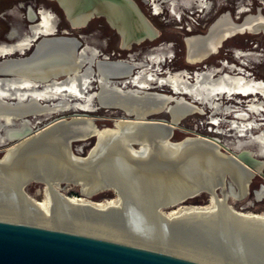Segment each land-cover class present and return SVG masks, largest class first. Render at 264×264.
I'll list each match as a JSON object with an SVG mask.
<instances>
[{
	"label": "bare ground",
	"instance_id": "1",
	"mask_svg": "<svg viewBox=\"0 0 264 264\" xmlns=\"http://www.w3.org/2000/svg\"><path fill=\"white\" fill-rule=\"evenodd\" d=\"M147 1L152 3L157 15L163 10L162 4L169 2L172 11L176 4V0ZM181 1L189 8L193 5L201 10L209 7L208 0ZM242 10L240 8L239 12ZM28 18H34L30 10ZM71 27L78 28L79 24L72 22ZM56 29V18L43 9L39 22L22 33L14 29L9 42H0V146L13 143L0 158V220L49 228H52L48 225L50 222L57 221L85 224L86 219H91L89 225L94 226L95 223L122 225L129 222L132 229L149 225L179 240L203 234H228L233 240L241 238L239 244L246 252L264 254V213L236 212L227 204L229 197L237 201L247 197L253 175L264 169V163L251 160L248 152L242 155L247 163L219 153L213 148H220L215 139L186 137L180 142L169 139L171 129L175 130L183 119L203 112L198 104L209 107L214 113L232 111V106H223L220 102L224 96L251 95L246 108L236 113L240 121L231 122V127L239 134L256 128L258 123L247 120L249 114L264 112V83L227 63L223 64L227 73L212 68L191 76L186 70L162 74L161 64L170 57L169 46L152 49L142 62L132 58L111 62L88 46H80L75 55L71 39H45L28 59L14 57L28 50L37 37L36 42L55 35ZM244 34L264 36V14L260 9L240 22L226 12L210 25L205 35L186 37V60L199 64L217 54L224 41ZM56 42L59 43L56 48L48 47L49 43ZM235 55H254L256 59L258 56L239 50ZM94 82L98 90L92 92ZM162 87L168 88L171 94L148 91ZM183 96L192 101H186ZM96 105L121 109L125 118L141 117L119 119L112 128H98L93 119L75 113L67 129L55 134L50 131L58 122L67 123L61 118L33 132L35 123L43 118L67 112L90 113L97 109ZM155 114H166L169 119ZM213 121L217 123V119ZM91 138L96 140L88 155L77 156L73 143ZM251 141L259 142L264 149V131ZM195 145L199 148H192ZM228 157L238 159L247 170L238 171L228 164ZM179 159L181 162L176 168L161 167L163 161L178 162ZM31 183L43 185V201L27 193L26 188ZM70 185L79 187L81 197L61 193ZM106 190H112L116 199L102 203L87 199ZM201 193L209 196L208 205L180 206ZM255 196L257 200L264 198V187ZM170 207L176 209L162 211ZM220 211L226 214L225 219L216 216ZM118 242L140 246L129 241ZM154 250L178 255L163 249Z\"/></svg>",
	"mask_w": 264,
	"mask_h": 264
},
{
	"label": "rangeland",
	"instance_id": "2",
	"mask_svg": "<svg viewBox=\"0 0 264 264\" xmlns=\"http://www.w3.org/2000/svg\"><path fill=\"white\" fill-rule=\"evenodd\" d=\"M133 1L157 30V34L152 40H146L139 44H133L128 49H122L120 37L114 30L109 28L101 18L91 19L85 26H82V28H72L70 26L67 29V34H65V36L77 38L82 43V47H93L99 51L101 57L106 56L112 61L132 58L135 62H142L148 56V52L152 49L159 48L160 46H169L170 57L165 59L163 64H161L162 74L166 71L175 73L186 70L191 76L194 72L206 71L212 68L221 70L219 72L227 73L228 69L223 67V64L227 63L229 66L233 65L242 68L248 77H252L256 81H262L264 83L263 35L244 34L227 39L217 54L211 55L199 64H190L187 62L186 48L183 41L186 37L205 35L210 25L220 15L226 12L230 13L236 22H240L248 14H256L258 9L264 14V0H208L209 7L204 10L196 8L195 5H193L192 8H189L188 6L186 7L181 0H176L173 11L171 10L170 3L167 2L166 4H162L163 10L158 15L154 14L151 2L149 3L147 0ZM162 1L165 0H157L159 3ZM29 2L30 1L27 3L23 0L1 1L0 4H6L7 8L12 10L10 15L4 16L5 21L2 20L4 21V25L9 27L19 24L22 19L21 16L23 10L14 9V6L23 4L27 5ZM240 8H243V10L239 12ZM5 35L0 37L2 42H7L5 40ZM78 35L81 38H78ZM237 50L242 52L249 51L259 55L257 56V59L254 55L244 57L237 56L235 55V51ZM259 57L260 64L258 63ZM242 62L245 66L241 65ZM97 88V84L94 82L90 91L95 92L98 90ZM148 91L168 95L171 94L170 90L166 87L149 89ZM183 97L186 101H192L188 96ZM250 98H252L251 95H236L233 96V98H226L225 96L221 97L219 100L223 106H232V111L227 113H214L209 107L198 104L203 112L192 114L183 119L179 126L174 130L170 141L180 142L186 137L211 138L219 142L220 150L225 155L237 156L243 152H248L253 160L264 163L263 145L259 142L251 141V138L258 136L264 131V112L259 114H249L247 121H255L259 124V126L252 130L239 134L231 127V122L240 121L236 118V113H241V110L246 108L247 101ZM257 100L261 101V98L257 96ZM95 104L96 103H94V105ZM96 108L95 111L90 113L67 112L43 118V121L40 123H35L33 132L43 129L56 119L62 118L64 120H70L75 113L83 114L88 118L93 119L98 128H112L117 120L123 119L124 114L119 110L103 109L98 107V105H96ZM157 117L164 120L169 119L166 114H160L157 115ZM214 119H217V123L215 124L213 121ZM95 140V138H91L83 142L73 143V149L77 150L75 151V154L80 157H86L94 145ZM12 144L13 143H9L8 145L0 147V158L3 156L6 148ZM135 148L139 147L135 146ZM261 185H264V169L261 172L254 173V177L249 185L248 195L244 200L237 201L229 197L227 204L236 212H250L253 214L264 213V198L257 200L255 196V193L260 190ZM26 191L33 199L37 201L44 200L42 184L31 183L27 186ZM61 193L68 197H81L79 187L77 186L70 185L67 187L66 191L63 190ZM87 199L92 202L102 203L107 200L116 199V195L112 190H106ZM208 204L209 196L205 193H201L198 196L181 203L180 206H206ZM176 207L164 208L162 211L169 212L175 210ZM216 216L225 219L224 217H226V214L223 211H220ZM91 221V219H86L85 224L57 221L50 222L48 225H51L53 229L59 227V230L65 229L64 231L68 230L75 233H87L84 235L94 234L96 236L110 237L118 241H129L136 245L148 246L149 248H152L151 250L163 249L167 252L176 253L179 256L183 255L195 260L199 259L213 264H264V254H252L250 251L246 252L243 249L244 247L239 244L241 238L233 240L228 234L222 236L219 234H203L196 238L190 237L185 240H179L175 239L176 237H172V235L168 234L166 231L161 229L159 231L157 229L155 230V228L149 225L146 226L142 224L140 227H138V225L134 227L136 229H132L129 227V222L122 225L95 223L94 226L92 224L89 225Z\"/></svg>",
	"mask_w": 264,
	"mask_h": 264
},
{
	"label": "water",
	"instance_id": "3",
	"mask_svg": "<svg viewBox=\"0 0 264 264\" xmlns=\"http://www.w3.org/2000/svg\"><path fill=\"white\" fill-rule=\"evenodd\" d=\"M47 1L53 2L57 5L70 26L72 22H76L79 24V27H82L85 26L93 18L103 19L104 22L109 26V28L114 30L115 33L120 37L121 47L123 46L130 48L133 44H139L146 40H152L155 37V34H157L155 27L143 15V13L140 11L133 0ZM45 39H71L75 55L76 51L81 46V42L77 38L68 37L65 35H51L48 37L39 38V40L34 44L30 54L26 57H18V59H28L34 53L36 46ZM57 43L58 42L49 43L48 47H50V49L56 48L59 44ZM40 57L43 58L44 55H41ZM110 61L117 62L119 60ZM172 93L174 94V92ZM155 94L163 95L157 92H155ZM176 96L177 95L175 94L173 98H176ZM150 103L152 104V102ZM111 109L117 110V108ZM155 116L157 115L155 114ZM140 117L141 116H132L125 118L123 116V119H133ZM72 121L73 119L71 118L70 120H67V123L64 125L58 122L49 129L53 134H55L65 128L67 129L68 125H70ZM172 130L174 129H171L169 139L173 135ZM192 148L199 147L195 145V147ZM213 148L217 152L222 153L219 147L213 146ZM188 150H190V148ZM243 154H245V152L234 157H238L241 159V161H245L247 163V158L243 157ZM218 159L223 160V158L219 156ZM250 159L253 160L251 157ZM227 161L228 164L234 165L240 172L247 170L246 167L240 164V161L236 158L232 157L227 159ZM179 162H181L180 159L178 162H176L175 160H166L163 161L161 167L170 169L174 167L176 168ZM81 194L82 193L80 192V195ZM0 264L204 263L160 251H155L80 233L0 220Z\"/></svg>",
	"mask_w": 264,
	"mask_h": 264
},
{
	"label": "flooded vegetation",
	"instance_id": "4",
	"mask_svg": "<svg viewBox=\"0 0 264 264\" xmlns=\"http://www.w3.org/2000/svg\"><path fill=\"white\" fill-rule=\"evenodd\" d=\"M1 1H4V0H0V2ZM10 1H12V0H10ZM23 1H25L27 3H28V1H30V2L27 5L23 4V5L14 6V9H22L23 10V14L21 16V18H22L21 22L19 24H16L15 26L7 25L9 27H6V25H4V21H5L4 16L10 15L12 10L7 8L6 4L5 5H3V3L0 4V37L2 35H5V33H6L5 40L7 42H9L10 41L9 35L11 34V32L14 29H15L16 33L17 32H21L22 33L24 31H27L30 25L39 22V20H40V11L43 10V9L51 12L54 15V17L56 18V28L57 29H56L55 35H65V34H67V29L70 27V25H69V23L67 22V20L63 16L62 12L60 11V9L57 7V5L55 3L47 1V0H23ZM29 10L32 12V14L34 16V18L32 20H30L28 18V11ZM2 20H4V21H2ZM80 28H82V27H80ZM78 38H81V37L78 35ZM37 39H38V37H37ZM37 39H35V40H37ZM35 40H34L33 44L28 48V50H26L22 54L14 55V57L18 58V57H26V56H28L30 54V52L32 51V49H33V46H34V44L36 42ZM226 41H224V43ZM0 42H2V41L0 40ZM81 46H82V43H81ZM254 62H255V60H254ZM258 63L260 64V57H259ZM224 64H226V63H224ZM241 65L245 66V64H243V63H241ZM262 187H264V185H261L260 189Z\"/></svg>",
	"mask_w": 264,
	"mask_h": 264
},
{
	"label": "trees",
	"instance_id": "5",
	"mask_svg": "<svg viewBox=\"0 0 264 264\" xmlns=\"http://www.w3.org/2000/svg\"><path fill=\"white\" fill-rule=\"evenodd\" d=\"M103 20V19H102Z\"/></svg>",
	"mask_w": 264,
	"mask_h": 264
}]
</instances>
